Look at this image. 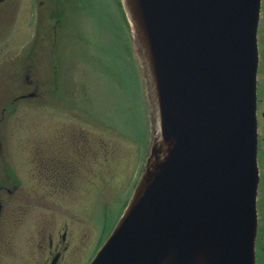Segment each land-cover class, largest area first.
Wrapping results in <instances>:
<instances>
[{"label": "water", "instance_id": "water-1", "mask_svg": "<svg viewBox=\"0 0 264 264\" xmlns=\"http://www.w3.org/2000/svg\"><path fill=\"white\" fill-rule=\"evenodd\" d=\"M123 3L155 137L91 264H255L261 0Z\"/></svg>", "mask_w": 264, "mask_h": 264}, {"label": "rangeland", "instance_id": "rangeland-1", "mask_svg": "<svg viewBox=\"0 0 264 264\" xmlns=\"http://www.w3.org/2000/svg\"><path fill=\"white\" fill-rule=\"evenodd\" d=\"M0 9V183L12 185L10 174L20 183L24 223L12 244L1 241L2 252L36 264L31 249L38 253L51 231L67 226L69 239L91 233L74 263L89 264L130 200L155 137L140 52L121 0H8ZM25 90L35 96L12 104ZM12 105L15 112L2 114ZM63 140L69 164L82 163L84 153L87 166L71 173L67 191L45 196L34 163ZM90 143L92 165L82 151Z\"/></svg>", "mask_w": 264, "mask_h": 264}, {"label": "flooded vegetation", "instance_id": "flooded-vegetation-1", "mask_svg": "<svg viewBox=\"0 0 264 264\" xmlns=\"http://www.w3.org/2000/svg\"><path fill=\"white\" fill-rule=\"evenodd\" d=\"M4 1L6 0H0V7L1 4L4 3ZM261 12V19L258 28L259 64L257 71V121L259 187L257 196L258 224L255 242V264H264V0H262ZM26 80H28V78H26ZM34 95L35 93L33 92V90H25L19 97H17L13 101L12 104L15 105L18 100H24ZM16 110L17 108L12 105L10 109L7 107L4 108L2 114H6L8 112L12 113ZM86 140L87 138H85L83 141ZM26 141V143L30 142V140ZM63 141L64 143H59V147L58 149L54 150L53 155L50 156V149L46 148V150L43 152V156L38 159L36 163H34L36 169L34 173L35 175H33V177L36 188L38 190L41 189L48 195L67 191L70 188L69 184L71 183V181L67 179L68 177L69 179L73 177L71 173H77V171L79 173V171L83 169L82 167L87 166V164L84 162V157H86V154L84 153L81 154L83 156L82 163L72 162L69 164L66 159L65 140ZM87 146L91 148L89 152L86 151V145L82 151L88 154V163L91 164V157L96 154V149L93 148L91 143ZM80 149L81 148H79V150ZM9 180H11L12 185L0 183V264H17V255L12 254L8 256L7 253L2 252L1 241H6L8 237L9 241L12 244L14 240L17 239L19 224L21 226L23 223L22 221H17V206L20 199V183L11 178V175L9 177ZM69 231L70 229L67 226L63 228L62 234L60 233L61 231H51L48 234L47 238L43 240L42 245H39L40 254H38L39 252H35L34 247L31 249L33 251H30L29 263L36 262V264H52L53 260L56 258V264H74L76 261V254L78 249L87 245L89 238L91 237V233L89 235L78 233L73 235L70 233L69 239ZM34 238H36V236ZM46 239H48V246L44 247V245H46V243H44ZM49 254L52 257L51 259H48L50 257L48 256ZM36 258H40V260L35 261Z\"/></svg>", "mask_w": 264, "mask_h": 264}]
</instances>
